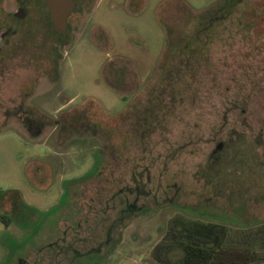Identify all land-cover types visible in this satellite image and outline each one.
<instances>
[{
    "label": "rangeland",
    "instance_id": "374dc122",
    "mask_svg": "<svg viewBox=\"0 0 264 264\" xmlns=\"http://www.w3.org/2000/svg\"><path fill=\"white\" fill-rule=\"evenodd\" d=\"M74 1L57 55L46 6L0 2V264H164L182 218L264 227V0Z\"/></svg>",
    "mask_w": 264,
    "mask_h": 264
},
{
    "label": "trees",
    "instance_id": "16d2710c",
    "mask_svg": "<svg viewBox=\"0 0 264 264\" xmlns=\"http://www.w3.org/2000/svg\"><path fill=\"white\" fill-rule=\"evenodd\" d=\"M1 1L2 0H0V2ZM36 2L40 3L41 6L45 8L43 0H15V3L22 8L28 7V5ZM222 2L223 3L216 9V14L214 15L219 16L216 19L218 21L226 18L232 12V9L236 4V0H223ZM74 12L75 11H73L68 18ZM205 13L208 15L207 12ZM214 16L211 17L210 20H213ZM11 18L15 21H19V19H16L12 15ZM48 22L49 25L53 27L49 15ZM208 23L205 24L204 27L210 28L211 23ZM7 30H10L12 33L15 31L11 26H9ZM54 32L57 34V39L54 41L56 42V45L52 43V45L49 46L48 51L50 52V55H52L53 52V55H57V52H59L57 43L59 38L61 39L63 36L62 33L55 29ZM37 34L42 35L40 34L39 29L34 25L22 31L23 37H27L28 40H32ZM8 55H10L9 49H0V74L6 67L5 62ZM25 95H27L26 92L23 96ZM17 109L18 117L26 126L28 134L34 137L38 136L43 125V122L39 124L36 123L35 115L38 114V112H34L33 108H28L27 106L24 107L23 101L20 102ZM9 115V110H5L2 113V116L5 118ZM50 121L51 120H48V122ZM182 219L183 220H180L178 223L174 222V235L172 234L170 240L167 238L165 251L163 252L166 253L173 248H177L180 251L179 257H177L175 261L170 259L161 260V254L157 253L154 257L158 261L162 263L164 262V264H252L255 262H264V234H262V232H264V227H257L256 229L250 228L247 230H231L224 225L213 222ZM0 220L5 226H7L11 221V216L6 213H0ZM257 235L259 236L258 238H256ZM165 240L166 235L164 239L156 245L155 250L162 246V242Z\"/></svg>",
    "mask_w": 264,
    "mask_h": 264
},
{
    "label": "water",
    "instance_id": "95a60500",
    "mask_svg": "<svg viewBox=\"0 0 264 264\" xmlns=\"http://www.w3.org/2000/svg\"><path fill=\"white\" fill-rule=\"evenodd\" d=\"M44 5L48 9L53 27L56 31L62 33L63 36L60 39V43L62 46H65L64 37L67 29V16L73 9L77 8V4L73 0H44ZM13 15L16 18H22L24 15L23 8H18ZM220 146L218 144L217 148H220Z\"/></svg>",
    "mask_w": 264,
    "mask_h": 264
},
{
    "label": "flooded vegetation",
    "instance_id": "af4514ba",
    "mask_svg": "<svg viewBox=\"0 0 264 264\" xmlns=\"http://www.w3.org/2000/svg\"><path fill=\"white\" fill-rule=\"evenodd\" d=\"M74 1V0H73ZM75 2V1H74ZM76 3V2H75ZM18 8H22V7H20V6H18ZM77 8H75V9H73L70 13H69V15L73 12V11H75ZM68 15V16H69ZM14 16V15H13ZM68 16H67V18H68ZM66 32H67V29H66ZM66 35V34H65Z\"/></svg>",
    "mask_w": 264,
    "mask_h": 264
},
{
    "label": "crops",
    "instance_id": "0c3cea01",
    "mask_svg": "<svg viewBox=\"0 0 264 264\" xmlns=\"http://www.w3.org/2000/svg\"><path fill=\"white\" fill-rule=\"evenodd\" d=\"M26 205H28V204H26ZM29 206V205H28Z\"/></svg>",
    "mask_w": 264,
    "mask_h": 264
}]
</instances>
